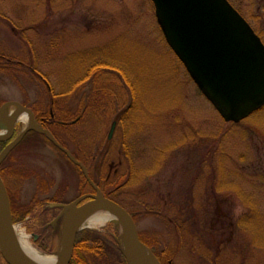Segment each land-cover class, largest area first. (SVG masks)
<instances>
[{"label":"rangeland","instance_id":"374dc122","mask_svg":"<svg viewBox=\"0 0 264 264\" xmlns=\"http://www.w3.org/2000/svg\"><path fill=\"white\" fill-rule=\"evenodd\" d=\"M230 2L264 41V0ZM0 57L14 64L0 68V107L73 115L49 129L172 263L264 264V114L224 122L176 61L150 0H0ZM96 64L102 72L73 90ZM50 88L67 92L53 110ZM23 129L18 122L14 139ZM32 141L3 164V179L16 212H31L15 228L58 256L65 219L50 248L34 242L47 209L68 216L47 206L90 187L51 144Z\"/></svg>","mask_w":264,"mask_h":264},{"label":"water","instance_id":"95a60500","mask_svg":"<svg viewBox=\"0 0 264 264\" xmlns=\"http://www.w3.org/2000/svg\"><path fill=\"white\" fill-rule=\"evenodd\" d=\"M157 23L166 43L183 64L202 95L227 123L239 124L264 108V42L250 23L228 0H150ZM13 107L14 113L0 143L9 142L22 113L29 115L31 126L0 153V165L29 131L49 139L70 161L77 165L96 191L71 205H52L70 209L56 264H70L75 242L84 216L94 209L114 215L119 224L123 254L128 264H143L145 249L132 215L117 202L105 197L89 177L87 168L64 148L53 134L41 127L32 110L18 102L0 108V129L4 113ZM117 123L112 126V138ZM87 198L92 200L79 207ZM0 249L7 264H30L21 252L15 236L9 193L0 174ZM154 256V255H153ZM157 264H160L154 256Z\"/></svg>","mask_w":264,"mask_h":264},{"label":"trees","instance_id":"16d2710c","mask_svg":"<svg viewBox=\"0 0 264 264\" xmlns=\"http://www.w3.org/2000/svg\"><path fill=\"white\" fill-rule=\"evenodd\" d=\"M231 1V0H229ZM241 12V11H240ZM242 13V12H241ZM178 61V59L176 60ZM180 64V62L178 61ZM14 65L13 62L6 60L2 57H0V68L2 65ZM108 67L110 68L111 66L105 65V68ZM103 64H96L93 65L92 67L89 68V70L86 72L87 74L84 75V77L80 80L77 81L76 85L78 87L74 88L73 90H76L77 88L80 87L81 84H85V82L90 79L91 77H95L98 74L102 72ZM114 68L115 70H119L122 76H125L124 72H121V69L116 68V67H111ZM125 78V77H124ZM75 85V86H76ZM134 88V85H133ZM135 90V88H134ZM50 93L53 95L54 98V105L51 108L52 110L54 107L57 109V97L58 96H63L66 93H63V95H57L54 93V90L52 91L49 90ZM35 115L37 117V120L40 124H42L45 128H54L57 127L58 125L60 126H68L69 124L68 121L71 119L75 118L73 115L70 116H64L60 117L59 115H55L54 119L51 116V112H49L47 115L44 114V112L40 111L39 108L34 109ZM258 114H264V109H262L260 112L256 113L253 116H256ZM47 116V117H46ZM48 118V119H47ZM53 119V121H52ZM51 122V123H50ZM30 140H33L34 145L41 144L42 141L48 142L45 137H43L40 134H37L36 132H30L26 135V137L22 140V142L9 154V156L6 158L4 164L10 160V157L14 152H16L20 147L25 145L26 143ZM49 143V142H48ZM51 144V143H49ZM7 143H0V153L3 151V149L6 147ZM52 145V144H51ZM53 146V145H52ZM128 152V149L126 150ZM62 154V153H61ZM65 158L66 156L62 154ZM67 159V158H66ZM68 163H71L67 159ZM73 165V163H71ZM81 174L80 169L76 166L73 165ZM3 167V166H2ZM2 173H4V169L1 170ZM82 182L83 184L86 183L85 179L82 177ZM11 204H12V212H13V221H22L25 219V217L29 214H31L30 211L26 210L23 211L24 209L16 210L14 209L13 202L11 199ZM137 216H135L136 219ZM241 225H244V220L240 221ZM114 227L111 231V233H100V232H94L91 230H84L80 232L77 236L76 244H75V250H74V256L71 261V264H127L125 256L123 255L122 248H121V240L119 239V234H118V226L116 224H112ZM141 235V240L147 244L149 247H152L154 249V252L158 259L160 260L161 264H174L172 263L173 261V256L170 254L166 253H161L158 251V249L154 248L153 243L148 241L142 234ZM2 256L0 254V264H3L2 262Z\"/></svg>","mask_w":264,"mask_h":264},{"label":"bare ground","instance_id":"6f19581e","mask_svg":"<svg viewBox=\"0 0 264 264\" xmlns=\"http://www.w3.org/2000/svg\"><path fill=\"white\" fill-rule=\"evenodd\" d=\"M13 113L14 111L10 113L6 111L4 113L2 124L5 126V128L0 132V136H3L7 133V127L10 123ZM18 121L23 123L25 129L31 126V119L29 115L25 113L20 115ZM114 219V215L110 212L102 209H94L84 216L81 228H96L98 226H104L106 223L113 221ZM15 236L21 252L30 264H56L59 261L60 253L58 256H48L40 253L31 245L29 242V237L24 231H18V229L15 228ZM143 264H157L152 252L148 249H145V259Z\"/></svg>","mask_w":264,"mask_h":264},{"label":"flooded vegetation","instance_id":"af4514ba","mask_svg":"<svg viewBox=\"0 0 264 264\" xmlns=\"http://www.w3.org/2000/svg\"><path fill=\"white\" fill-rule=\"evenodd\" d=\"M86 185V187H87V183L85 184ZM95 194V191L93 190V188L92 187H90V192H87V193H85V194H82L81 196H79V198L80 197H82V196H88V195H90V196H92V195H94ZM91 199L89 198V199H87L85 202H88V201H90ZM50 201H52V200H45L44 201V204L46 205V202H50ZM43 202V201H42ZM84 202V203H85ZM57 203L58 204H65V205H67V204H69V202H66V201H62V200H58L57 201ZM83 203V204H84ZM48 208H50V209H52V212H54L56 209H58V210H60V211H62L63 209H60V208H52L50 205H48L47 206ZM55 209V210H54ZM48 210L49 209H47V213H46V216H44V220L42 221V223H41V227L40 228H43V230H41V231H39V233H38V235H36L35 236V239H34V242L35 243H37V244H39V246H43L44 248L46 247V248H50V246L54 243V241L55 240H57V236H58V233H59V229H60V225H61V222H63V220L65 219V217L63 216H60V214L59 215H57L55 212L52 214V217H49V215H48ZM42 212H43V210H42ZM49 218H52V222L53 223H51L48 219ZM52 227H54V229L52 228ZM56 229V230H55ZM48 231L49 232V234H44L43 235V238L41 237V233H43L44 231ZM52 233H54L53 235H50V234H52ZM48 235V236H47ZM73 256H74V254H73Z\"/></svg>","mask_w":264,"mask_h":264}]
</instances>
